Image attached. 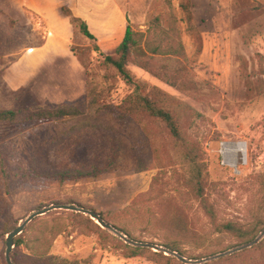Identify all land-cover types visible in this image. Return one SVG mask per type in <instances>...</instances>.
Returning a JSON list of instances; mask_svg holds the SVG:
<instances>
[{"label": "rangeland", "instance_id": "374dc122", "mask_svg": "<svg viewBox=\"0 0 264 264\" xmlns=\"http://www.w3.org/2000/svg\"><path fill=\"white\" fill-rule=\"evenodd\" d=\"M39 1L54 15L65 2L92 27L102 21L113 29L122 21L110 4ZM119 1L127 8V24L145 35L143 45L149 37L177 51L169 57L191 83V91H181L129 64L146 93L159 89L171 97L169 106L204 164V199L187 180L161 123L128 109L133 87L104 61L114 51L86 37L69 15L70 35L65 43L57 42L58 32L25 0H0L23 15L0 13V108L67 104L82 111L52 122H0V264H8L7 232L38 208L61 203L103 214L133 240L177 246L193 260L212 258L200 264H264V0H191L193 32L184 23L181 0ZM157 16L161 20L154 29ZM48 38L47 49L36 51ZM67 49L75 58H67ZM78 63L84 67L80 74L74 68ZM66 82H76L74 93ZM224 142L236 143V165L225 158ZM21 160L38 165L41 175L19 179ZM60 172L70 179L55 177ZM228 222L243 226L248 235L222 230ZM20 236L24 243L13 249V264V258L25 262L34 249L47 246L50 255L79 264H186L154 248L137 249L73 210L37 216ZM256 238L251 247L215 257Z\"/></svg>", "mask_w": 264, "mask_h": 264}, {"label": "trees", "instance_id": "16d2710c", "mask_svg": "<svg viewBox=\"0 0 264 264\" xmlns=\"http://www.w3.org/2000/svg\"><path fill=\"white\" fill-rule=\"evenodd\" d=\"M179 6L183 12L184 23L187 25L188 30L193 32L196 27L192 11V1L181 0ZM63 11L67 15L72 16L73 22L80 26L82 33L86 37L94 41L97 40V37L90 31L85 20L80 17L73 16L72 11L67 7H63ZM1 12L2 9L0 8V13ZM160 20L161 17L159 16L154 19L152 22V27H154V29H158L157 24H159ZM144 36L145 35L143 33L134 31L132 26L128 24L122 42L118 45L113 54H107L104 56V61L108 66L113 67L116 73L122 76V78L133 87V92L127 97L130 105V107L127 106L128 109H135L136 112L147 114L152 119L161 123L167 136L171 140L177 157L186 167L187 180L192 186H194L199 197L204 199V164L201 162L197 150L189 144L181 128L177 113L169 106L171 97L166 93H162V91L159 89H156L152 93H146L144 84L135 78L129 69V64H136L154 76L170 83L173 86L178 87L181 91H191V83L183 78V69L181 66H179L175 60L172 61V59L169 57L171 53L177 54V51L171 50L172 48L166 50L164 48L166 46L157 45L156 42H151L149 37L143 45ZM96 48L99 49L98 46H96ZM154 58L157 59L156 62L153 61ZM80 115H82V111L80 109L67 104H59L55 105V107L43 105L25 111L0 108V122L11 124L52 122L61 119L73 118ZM21 164L23 165V169L21 170L19 179L23 181H30L41 175L38 165L33 164L32 166V164H26L24 160H21ZM78 174H81L79 177H87L91 175L90 172L87 174ZM54 175L62 181L70 179L69 174L66 172H60ZM40 178H42V176ZM203 202L205 204V201ZM206 209L210 210L207 206ZM101 215L104 218L103 214ZM87 217L88 219L92 220L89 216ZM16 227L17 225L14 228ZM221 229L236 234L240 237H246L248 235V232L243 229V226L237 225L233 222L223 224ZM120 230L125 232V230ZM11 231L12 230H9L7 233ZM125 234L128 235V233ZM20 235L15 238V248L20 247L24 243ZM165 246H168L167 248L170 250L178 251L179 253L183 254L177 246L170 244H165ZM137 249L144 248L138 247ZM34 250L37 251L36 254L27 256L25 262H23L19 257H15L13 260L16 262V264H79L71 262L67 259H59L56 256L50 255L49 246L44 249ZM149 250L152 251L151 249ZM152 253L154 255L159 254L164 258H167V260L173 259V257L167 256L163 252L152 251Z\"/></svg>", "mask_w": 264, "mask_h": 264}, {"label": "crops", "instance_id": "0c3cea01", "mask_svg": "<svg viewBox=\"0 0 264 264\" xmlns=\"http://www.w3.org/2000/svg\"><path fill=\"white\" fill-rule=\"evenodd\" d=\"M84 1H88L86 3L88 6L90 5L89 2H92V4L100 6L101 8H104L105 6L110 4L119 12L122 21L118 27L116 26L115 28L111 29L107 25H105V23H103L102 21H101L99 26L94 25V27H92V25H89L90 31L97 37V39L99 40L98 42L100 43V46L102 47V49H104L105 51H108V52L115 51V49L122 42V40L125 36L126 27L128 24H127V16H126V13L124 12V10L127 8L123 7L122 2L119 0H113V1H111V0H76V2L79 4L85 3ZM42 4L43 3H40L39 0H25V6L29 7L32 11L41 15L43 17V20H45L46 24H48V26H50L51 28L55 29V31L58 32L55 40L57 42L65 43L66 40L68 39L69 35H70V32L68 31L69 28L65 24V23H68L69 16L64 13L62 7H66V5H69V4L64 2V4H62L63 6L61 7L60 10L59 9L57 10L55 7L56 15H54L51 12V10H53L51 7H48V6L44 7ZM50 6H52V5H50ZM1 7H2V10L8 12L13 18L16 17V13L19 15V17L23 16L19 11H17V12L14 11L16 8L14 6H11V4H8L6 2H4V3L0 2V8ZM68 7H70L72 9V11L74 12V14L77 15V11L75 12L74 7H72L70 5ZM25 16H26V14H25ZM77 17H79V16L77 15ZM106 19H108V16L106 17ZM98 27H100V28H98ZM98 32H102L106 37L105 38L100 37ZM49 42H50V39L48 38L47 44L42 48L40 47L36 51H42L43 52L44 49H47V47H48L47 45H49ZM65 52H66V56H68L67 58H70V60L75 58L74 53L71 49H67ZM76 65H74V68H76V70L79 71L78 72L79 74L84 71V67L82 65H80L79 63ZM72 67L73 66H70V67L67 66V69L68 68L72 69ZM61 70L62 69L57 68L56 69L57 74L61 75L63 72ZM67 85L70 87L69 89L68 88L67 89L71 93H74V91L76 90L75 87L78 86L76 84V82L71 83L70 85L67 83Z\"/></svg>", "mask_w": 264, "mask_h": 264}, {"label": "water", "instance_id": "95a60500", "mask_svg": "<svg viewBox=\"0 0 264 264\" xmlns=\"http://www.w3.org/2000/svg\"><path fill=\"white\" fill-rule=\"evenodd\" d=\"M238 143H242L246 146V143L244 141H239ZM54 209H67V210H73L76 212H82V213L88 214L92 218H94L99 224H101L103 227L114 232L115 234L120 236L122 239L126 240L128 243H130L134 246H138V247L154 248L157 251L166 252L168 254H171V255L177 257L180 261H182L186 264H200V263H203L205 261L212 259V258H201V259L193 260V259L187 258L185 255L179 253L178 251L170 250L167 247H164L160 244L153 243V242L133 240V239L129 238L126 234H124L121 230H119L114 224H112L111 222H109L105 218H103L99 212H97L93 209L86 208V207L81 206V205L76 204V203H71V204L61 203V204H52V205H49V206H46L43 208H38L32 214H30L25 220H23L22 223H20L16 228H14L11 232H9L7 234V237H6V260H7L8 264H13L11 255H12L13 249L15 248V238L24 231L25 227L35 217L46 214V213H48ZM263 234H264V231H263ZM258 240L259 239L256 238L255 240H253L252 242H250L244 246H240L234 250L224 252V253L219 254L215 257H221V256H224L227 254H231L234 251H240V250H243L244 248L251 247L252 245L257 243Z\"/></svg>", "mask_w": 264, "mask_h": 264}, {"label": "bare ground", "instance_id": "6f19581e", "mask_svg": "<svg viewBox=\"0 0 264 264\" xmlns=\"http://www.w3.org/2000/svg\"><path fill=\"white\" fill-rule=\"evenodd\" d=\"M235 142H224L222 152L225 158L231 162L232 165H236L237 159L240 158V153L237 151Z\"/></svg>", "mask_w": 264, "mask_h": 264}]
</instances>
